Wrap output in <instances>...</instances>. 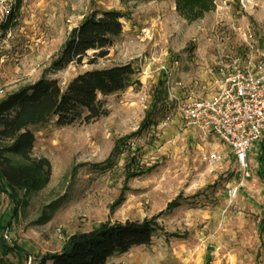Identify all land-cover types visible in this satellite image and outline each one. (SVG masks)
Listing matches in <instances>:
<instances>
[{
  "label": "rangeland",
  "instance_id": "rangeland-1",
  "mask_svg": "<svg viewBox=\"0 0 264 264\" xmlns=\"http://www.w3.org/2000/svg\"><path fill=\"white\" fill-rule=\"evenodd\" d=\"M214 7L188 22L176 0H18L0 33V100L41 78L56 79L64 91L87 71L130 63L136 74L125 91L99 96L106 117L66 127L55 118L30 127L33 157L48 159L51 175L18 193L14 205L0 187V264H38L73 234L159 215L162 230L150 245L106 264H264V170L258 173L264 137L249 148L250 177L243 181L229 147L211 132L204 136L177 109L178 102L212 98L247 60L264 63V0H214ZM108 9L124 15L109 55L88 52L81 64L52 70L72 30ZM156 93L162 104L154 125L130 138L123 155L107 165L116 143L139 131ZM214 152L222 160L211 167ZM133 155L145 173L128 178ZM201 192L196 202L166 211L177 197Z\"/></svg>",
  "mask_w": 264,
  "mask_h": 264
},
{
  "label": "trees",
  "instance_id": "trees-1",
  "mask_svg": "<svg viewBox=\"0 0 264 264\" xmlns=\"http://www.w3.org/2000/svg\"><path fill=\"white\" fill-rule=\"evenodd\" d=\"M176 8L185 20L194 22L215 7L214 0H176ZM123 17L120 11L113 9L85 17L69 34L51 69L62 71L70 64H81L88 58V52H94L96 58L107 57L108 48L122 34ZM135 74L130 63L87 71L72 79L64 91L56 79L41 78L0 100V187L8 193L13 205L17 202L18 193L37 188L41 181L48 182L51 175L49 160L33 157L36 138L30 127L55 118L57 126L66 127L75 123L90 124L108 116L109 112L99 96L125 91L133 85ZM154 96L139 131L116 143L107 165L113 163L114 157L123 155L130 138L154 125L155 113L162 104L161 95L156 93ZM262 160L260 156V162ZM136 165L137 156L133 155L125 166L128 178L145 173ZM262 170L263 166L258 173ZM202 193L187 198L179 196L168 204L166 211L172 212L189 200L196 202ZM159 216L143 221L103 223L91 231L73 234L59 253L40 257L38 264H106L135 247L150 245L153 237L162 230L157 223ZM260 227L262 232L264 206Z\"/></svg>",
  "mask_w": 264,
  "mask_h": 264
},
{
  "label": "built area",
  "instance_id": "built-area-1",
  "mask_svg": "<svg viewBox=\"0 0 264 264\" xmlns=\"http://www.w3.org/2000/svg\"><path fill=\"white\" fill-rule=\"evenodd\" d=\"M17 5L18 0H0V33L13 17ZM177 109L181 117L204 136L211 132L229 147L243 181L250 177L249 148L264 137V63L256 65L247 60L243 67L234 68L225 77L212 98L178 102ZM221 160L214 152L209 156V166ZM228 195L235 199L238 187L230 188Z\"/></svg>",
  "mask_w": 264,
  "mask_h": 264
}]
</instances>
